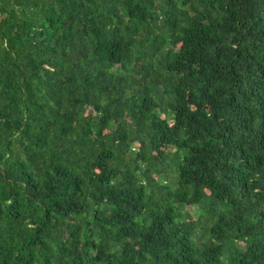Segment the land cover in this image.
Returning <instances> with one entry per match:
<instances>
[{
  "label": "trees",
  "instance_id": "1",
  "mask_svg": "<svg viewBox=\"0 0 264 264\" xmlns=\"http://www.w3.org/2000/svg\"><path fill=\"white\" fill-rule=\"evenodd\" d=\"M0 264H264V0H0Z\"/></svg>",
  "mask_w": 264,
  "mask_h": 264
}]
</instances>
